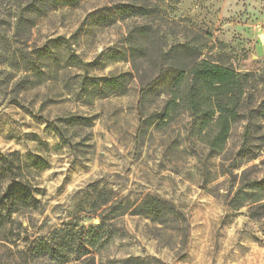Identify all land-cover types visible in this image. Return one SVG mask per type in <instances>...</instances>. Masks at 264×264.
<instances>
[{
  "label": "rangeland",
  "instance_id": "rangeland-1",
  "mask_svg": "<svg viewBox=\"0 0 264 264\" xmlns=\"http://www.w3.org/2000/svg\"><path fill=\"white\" fill-rule=\"evenodd\" d=\"M17 1L0 0V160L38 205L7 220L0 264H264V0H81L22 38ZM187 43L249 75L221 152L190 116L161 120L163 97L139 104L146 60Z\"/></svg>",
  "mask_w": 264,
  "mask_h": 264
},
{
  "label": "trees",
  "instance_id": "trees-1",
  "mask_svg": "<svg viewBox=\"0 0 264 264\" xmlns=\"http://www.w3.org/2000/svg\"><path fill=\"white\" fill-rule=\"evenodd\" d=\"M80 1L18 0L14 30L19 37H25L31 33L36 19L61 6L74 7ZM136 45L132 44L130 49L132 59L137 60L141 51L144 57L149 56L145 46ZM39 53L40 57L47 55L43 49ZM157 58L156 63L151 58L146 60L153 64V76L140 80L141 108L144 109V104L150 99L163 97L159 105L161 120L170 123L181 115L190 116L199 123L198 132L206 134L210 150L221 152L233 126L241 119L244 101L250 96L249 75H242L208 59L202 60L201 51L188 43L174 46L166 53L160 52ZM118 79L114 77L113 81ZM1 191H4L2 195ZM37 205L29 181L22 176L21 166L10 159L0 160V236L10 217L24 209H36ZM164 205L161 199L144 202L147 213L156 217L160 216ZM83 248H86L84 243L79 249Z\"/></svg>",
  "mask_w": 264,
  "mask_h": 264
}]
</instances>
